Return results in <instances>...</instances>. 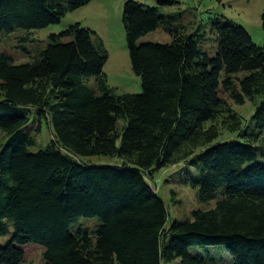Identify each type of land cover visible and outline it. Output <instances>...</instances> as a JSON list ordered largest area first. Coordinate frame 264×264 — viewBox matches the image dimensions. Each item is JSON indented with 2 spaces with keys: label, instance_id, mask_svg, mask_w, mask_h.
Wrapping results in <instances>:
<instances>
[{
  "label": "trees",
  "instance_id": "1",
  "mask_svg": "<svg viewBox=\"0 0 264 264\" xmlns=\"http://www.w3.org/2000/svg\"><path fill=\"white\" fill-rule=\"evenodd\" d=\"M91 1L0 0V35L58 24ZM179 18L124 0L140 93L108 86V51L80 23L51 33L30 61L0 52V236H11L0 264H21L28 244L43 248V264H208L214 250L229 264H264V46L217 18L206 52V32L182 34ZM160 27L171 42L139 41ZM220 89L254 102L246 125ZM43 121L53 138L30 151ZM180 163L178 182L214 204L169 222L149 180Z\"/></svg>",
  "mask_w": 264,
  "mask_h": 264
},
{
  "label": "rangeland",
  "instance_id": "2",
  "mask_svg": "<svg viewBox=\"0 0 264 264\" xmlns=\"http://www.w3.org/2000/svg\"><path fill=\"white\" fill-rule=\"evenodd\" d=\"M147 5H157L163 14L179 18L177 23L182 26V34L194 32L204 33L202 48L212 53L214 42L211 36V23L215 19L224 21L225 18L241 24L251 36L252 41L264 46V0H137ZM163 1V2H160ZM124 0H93L89 4L74 11L66 13L60 23L48 27L30 31L15 30L9 34L0 35V52L11 57L16 64L31 60V57L46 43L51 33H59L71 24L80 23L83 27L91 29L102 39L108 51V60L103 71L106 74L107 84L114 89L116 94L140 93L142 91L141 78L137 76L131 67L126 31L122 22ZM200 27V28H199ZM29 32V33H28ZM172 36L162 29L148 33L140 38L142 41L169 43ZM243 74H240L242 76ZM93 85V80L90 82ZM220 96L226 103L243 117V125L253 112L254 102L248 100L243 105L236 104L220 89ZM262 98V97H261ZM246 119V120H245ZM222 138H239L236 133L223 131ZM53 138L50 125L43 121L40 132L36 135V142L29 149L37 151L42 149ZM4 137L0 133V144ZM87 162L104 163L111 162L103 157H89ZM183 169V164L162 167L154 172V177L149 180L154 190L165 201L169 213V222L172 219H187L195 209H208L214 202L200 204L196 198V190L178 182V171ZM96 218H81L80 223L92 227ZM10 235L0 236V244L3 245L10 239ZM217 247H208L212 249ZM24 258L21 264H43V248L40 245L28 244L23 246ZM203 252L205 250H202ZM211 256H217L216 260H209L208 264H229L228 256L216 250Z\"/></svg>",
  "mask_w": 264,
  "mask_h": 264
}]
</instances>
